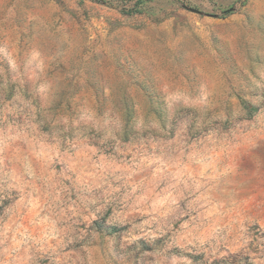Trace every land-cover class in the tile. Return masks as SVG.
I'll return each instance as SVG.
<instances>
[{"label": "rangeland", "instance_id": "374dc122", "mask_svg": "<svg viewBox=\"0 0 264 264\" xmlns=\"http://www.w3.org/2000/svg\"><path fill=\"white\" fill-rule=\"evenodd\" d=\"M0 264H264V0H0Z\"/></svg>", "mask_w": 264, "mask_h": 264}, {"label": "crops", "instance_id": "0c3cea01", "mask_svg": "<svg viewBox=\"0 0 264 264\" xmlns=\"http://www.w3.org/2000/svg\"><path fill=\"white\" fill-rule=\"evenodd\" d=\"M238 141L236 143H229L227 147V152L229 153L227 155L228 158V167L226 170V176L224 177V180L227 182L226 190L229 197H237L239 195H243V191L248 189V192L251 191V186L246 185H239L241 183L250 182L253 180V177L250 175L251 171L246 168L245 166L240 167L238 164L234 162H238V158H241L243 155H241L240 150L241 146L246 144V142ZM242 192V193H239ZM243 196H247V198H250L251 196L249 194H244Z\"/></svg>", "mask_w": 264, "mask_h": 264}]
</instances>
